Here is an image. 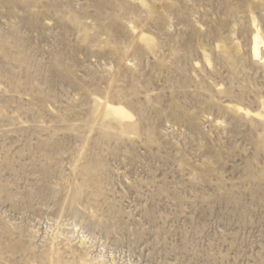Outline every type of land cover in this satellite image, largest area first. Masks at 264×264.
<instances>
[{
	"label": "rangeland",
	"instance_id": "rangeland-1",
	"mask_svg": "<svg viewBox=\"0 0 264 264\" xmlns=\"http://www.w3.org/2000/svg\"><path fill=\"white\" fill-rule=\"evenodd\" d=\"M0 264H264V0H0Z\"/></svg>",
	"mask_w": 264,
	"mask_h": 264
},
{
	"label": "bare ground",
	"instance_id": "bare-ground-1",
	"mask_svg": "<svg viewBox=\"0 0 264 264\" xmlns=\"http://www.w3.org/2000/svg\"><path fill=\"white\" fill-rule=\"evenodd\" d=\"M254 38V47H253V53L255 56L258 55L259 52V48H258V44H259V37L255 34ZM110 107V110H112L113 113L118 114V115H127L126 111H124V109H122L121 107H117V106H108Z\"/></svg>",
	"mask_w": 264,
	"mask_h": 264
}]
</instances>
